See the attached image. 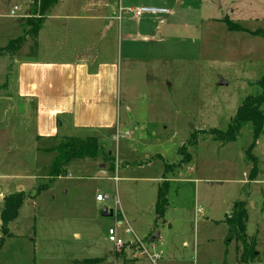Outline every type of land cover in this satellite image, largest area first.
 <instances>
[{"label": "rangeland", "instance_id": "obj_1", "mask_svg": "<svg viewBox=\"0 0 264 264\" xmlns=\"http://www.w3.org/2000/svg\"><path fill=\"white\" fill-rule=\"evenodd\" d=\"M37 1L1 0L0 48L28 30ZM120 1L114 0L116 11ZM122 2L167 14L130 21L122 12L129 37L110 33L104 41L106 59L118 69L112 126L74 129L70 119L57 117L58 133L38 139L36 106L16 96L17 63L49 60L52 52L44 53L41 42L32 48L30 37L14 54L0 56V212L7 196L26 195L8 225L0 264H244L225 223L237 202L246 203V242L257 253L251 264H264V127L251 158L249 125L233 142L211 133L225 132L244 99L260 92L264 0ZM226 19L246 32L229 31ZM71 137L96 139L111 159L71 161L51 180L56 147ZM253 157L257 174L250 181ZM100 165L106 177H97ZM163 175L168 182H160ZM162 185L166 203L157 218ZM97 195L107 199L96 202ZM104 208L111 217L102 215ZM109 229L122 246L108 242ZM136 239L160 259L140 256Z\"/></svg>", "mask_w": 264, "mask_h": 264}, {"label": "crops", "instance_id": "obj_2", "mask_svg": "<svg viewBox=\"0 0 264 264\" xmlns=\"http://www.w3.org/2000/svg\"><path fill=\"white\" fill-rule=\"evenodd\" d=\"M122 5L121 0L116 11L114 0H59L43 16L36 41L37 46L42 43L44 53L52 52L48 54L51 59H24L17 63L15 90L19 100L36 106L38 139L52 138L58 133L57 117L70 119L74 129L114 124L118 69L115 61L106 59L109 46L104 41L110 33L114 39L116 33L121 37L124 32L127 39L129 20L137 21L133 17L122 23L119 10L132 9ZM2 30L0 23V37ZM159 180L165 183L169 178L163 175ZM117 226L123 223L118 222ZM159 239L160 236L151 237L153 242Z\"/></svg>", "mask_w": 264, "mask_h": 264}, {"label": "trees", "instance_id": "obj_3", "mask_svg": "<svg viewBox=\"0 0 264 264\" xmlns=\"http://www.w3.org/2000/svg\"><path fill=\"white\" fill-rule=\"evenodd\" d=\"M59 0H38L34 4L33 17L28 23V30L23 36L10 40L4 48H0V56L14 54V50L19 49L20 46L25 42L26 38H33L32 48L37 46V35L42 26V19L52 7H54ZM228 27L229 31H241L246 32L237 24L231 23L228 19L222 20ZM257 85L260 92L253 96H247L240 107L237 109L234 118L228 125L225 132L213 130L212 136L222 142H233L235 141L240 130L249 125L252 131V144L249 149L246 150V155L251 158V152L262 134L264 127V112L261 107L264 104V77H262ZM57 152V163L55 164L51 172V180L58 178L65 174L63 168L71 161L89 159L95 161L97 159L108 162L111 159V155L98 144L94 138H63L59 145L56 147ZM254 159V165L250 172V181H253L257 174V162ZM164 185V184H163ZM163 185L157 196L156 214L157 218H162L164 213V206L166 203L165 190ZM45 188L41 187L37 190V194L43 191ZM26 195L23 192H17L13 195L7 196L3 199L2 210L0 212V250L3 246L4 238L9 236L8 225L12 221L16 220L20 208L22 207ZM246 203L237 202L233 206V213L228 217L225 223L228 226L230 237H234L241 244L240 249L242 250L241 262L244 264H251L253 259L257 257L255 251V244L253 241L248 245L246 242V222H247ZM100 260H85L77 262L76 264H97Z\"/></svg>", "mask_w": 264, "mask_h": 264}, {"label": "built area", "instance_id": "obj_4", "mask_svg": "<svg viewBox=\"0 0 264 264\" xmlns=\"http://www.w3.org/2000/svg\"><path fill=\"white\" fill-rule=\"evenodd\" d=\"M15 11L11 12L12 17L15 16ZM122 12H127L130 13L135 19L140 18L143 14H151V15H166L167 11L165 9H154V8H138V9H127L125 11H122V9L119 10V13ZM119 20V18H118ZM115 180H117V178H115ZM107 197L105 196H101V195H97L95 197L96 202H103L104 200H106ZM127 232H131V231H127ZM108 242L113 244L115 247H120L122 246L124 243L121 239H119L117 237L116 234V230L114 229H109L108 230ZM134 245H136L139 249V255L140 256H146L152 263H155L156 260H159L160 257L157 255H153L151 253H149L146 248L144 247V245L142 244L141 241H139L138 239H136L133 242Z\"/></svg>", "mask_w": 264, "mask_h": 264}, {"label": "water", "instance_id": "obj_5", "mask_svg": "<svg viewBox=\"0 0 264 264\" xmlns=\"http://www.w3.org/2000/svg\"><path fill=\"white\" fill-rule=\"evenodd\" d=\"M103 168H104V165H100L99 166V169H100V171L97 173V177H106L107 176V173L106 172H104L103 171ZM102 215L104 216V217H107V216H112V212H109L108 213V211H107V209H103V212H102ZM159 237V234L158 233H156L155 234V238H158ZM153 240V239H152Z\"/></svg>", "mask_w": 264, "mask_h": 264}]
</instances>
